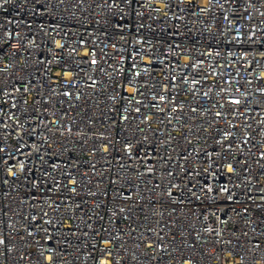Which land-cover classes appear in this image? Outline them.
Listing matches in <instances>:
<instances>
[{
    "label": "built area",
    "instance_id": "1",
    "mask_svg": "<svg viewBox=\"0 0 264 264\" xmlns=\"http://www.w3.org/2000/svg\"><path fill=\"white\" fill-rule=\"evenodd\" d=\"M0 264H264V0H0Z\"/></svg>",
    "mask_w": 264,
    "mask_h": 264
}]
</instances>
